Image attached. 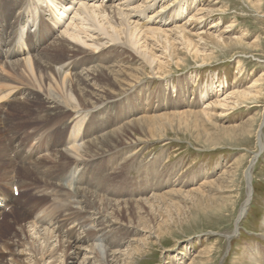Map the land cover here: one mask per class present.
Wrapping results in <instances>:
<instances>
[{"label": "rangeland", "instance_id": "obj_1", "mask_svg": "<svg viewBox=\"0 0 264 264\" xmlns=\"http://www.w3.org/2000/svg\"><path fill=\"white\" fill-rule=\"evenodd\" d=\"M52 2H57L48 1L54 8ZM86 3L94 4L93 6L111 5L114 9L130 11L129 21L132 24L138 23L143 29L153 27L167 30L171 32V38H179V32L175 28L185 25L187 30L184 33L189 35L193 45L188 46L181 39L174 40L173 59L160 55L161 47L154 46L152 50L157 52L163 68L157 72L156 69L147 67L144 74L140 73L143 63L138 65V62L133 63L131 59L146 61L142 55L137 54L136 46L127 41L123 31L119 34L120 37L111 39L100 30L86 27L94 33L87 38V42H97L96 48L95 45L83 46L76 42L80 49L74 47L51 52V49H47L48 43L59 35L68 38L62 31L69 28L72 17L80 22V16L75 17L74 10H70L58 26L55 25V15L42 4L39 10L44 15L45 26L50 25L53 29L52 38L41 45L37 44L35 48L33 39L28 43L30 37H24L26 43L23 47L29 51L25 56L29 57L20 59L36 56L44 62L47 56H59V60L65 61H72L73 58L75 63L70 65V79L76 85L73 75L79 73L78 76L85 82L77 86L81 89L80 94L87 93L91 97L97 90L105 89V95L111 101L108 108L101 105L93 109H98L99 112L100 126L96 134L85 130L86 118L90 113L85 117L77 138L79 146H85L89 140L107 132L101 127L106 115H118L111 123L114 129L141 115H164L187 110L199 111L203 108L213 115L204 120L183 115L180 120L175 118L176 120L171 121V125L162 118L165 125H162V134L158 139L131 132L123 145L97 155L99 158L83 156L86 166L80 163L75 167L66 157L55 162L41 159L38 165L46 169L43 173H38L35 168L27 167L40 157L34 156L37 148L29 144L35 140L41 149L45 145L43 155L68 149L69 146L62 148L59 143H53L50 148L48 143L52 138L61 140L67 137L70 126L65 122L72 113L66 110L53 114V111L48 110L47 103L13 102L12 100L26 93L21 91L25 86H17V97L0 103V188L4 196H11L13 178L18 188L12 194L16 198L13 211L0 207L3 211L0 213V263L9 264V258L17 256L11 255V252L21 248L18 241L20 234L24 238L23 232H18V226L26 219L30 220L35 209L44 206L53 213L50 222L60 218L67 202H57L56 198L61 197L59 194L64 188L62 184H54L52 181L58 183V176L74 171L73 179H80L76 183L79 184L78 189L89 193L91 200L96 197L94 209L98 210L99 207L108 218L116 216L118 219L115 217L112 220L116 221L115 229L106 227L95 240L80 245L78 243L81 251L79 261L73 264L82 263L84 253H88L90 249L88 244L91 243L97 245L103 256L104 248L109 246L116 252V258L129 259L130 263L126 264H264V122L261 123L264 112V0H86ZM19 11L16 9L13 17ZM179 11L181 14H178ZM193 15L195 18H192ZM115 17L120 18L117 15ZM99 18L102 19L100 16ZM36 21L38 23V18ZM85 23L84 21L83 24ZM102 23L111 32L104 20ZM143 23L146 25L142 26ZM28 27L32 32L36 28ZM10 31L0 21V42L6 46L12 45L9 52L15 53L21 46L15 44L18 34ZM29 46L32 47L34 56ZM70 53L77 54L75 56L78 58H87L89 63H84L83 66V60L70 57ZM10 59L14 58H0L4 61H0V65L9 64L12 62ZM96 65L100 67L93 73L96 74L101 69L106 71V75H97V79L87 80L84 70L93 71L92 66ZM108 66L114 72H109L106 69ZM134 68L137 69L135 75ZM87 74L92 76L91 72ZM119 82L125 85L128 82L124 90L118 87ZM243 90H249L252 94L248 93L247 98L236 96ZM218 101L227 104L219 106L215 103ZM54 125L57 127L52 132L48 131ZM40 137L42 140H36ZM13 153L29 164L13 161ZM148 164L153 165L154 170L160 174L158 177H148L145 185L142 182L147 177H142V172ZM107 174L108 177H105ZM52 185L61 187L55 188L53 193L56 198L51 201L49 195L39 191L45 188L50 191ZM175 189L184 192L183 196L176 194L172 197L176 202L169 198L160 201V198L153 197H156V193H168ZM188 189L191 191H187ZM247 193L250 201L244 213L239 216V208ZM77 196L68 197L69 204L73 205L75 202L74 206L78 207L77 201H83V197L80 199ZM129 199H137L141 208L135 209L137 205L134 201L133 204H125L124 201ZM153 202L160 206L157 211ZM127 206L132 207L129 208L131 213L129 210H122ZM88 215L90 213H86ZM138 215L142 218L140 221ZM66 223L64 228L72 226V223ZM95 223L89 221L86 227H94ZM50 227L48 228L53 229V225ZM25 257L26 255L21 254L18 258L23 260ZM86 261L85 264H94L91 256Z\"/></svg>", "mask_w": 264, "mask_h": 264}, {"label": "bare ground", "instance_id": "obj_2", "mask_svg": "<svg viewBox=\"0 0 264 264\" xmlns=\"http://www.w3.org/2000/svg\"><path fill=\"white\" fill-rule=\"evenodd\" d=\"M48 1L49 0H0V21H1V23L6 24L9 27L13 34H15V35H16V33L18 34V39L15 41V44H19L21 46L15 51V53H10L9 51L11 50L12 45L6 46L0 42V58H4V57L7 58L10 56V58H14L13 60H15V61H13L10 59V61H12V62H10L9 64L6 63L3 66L0 65L2 67L1 71H0V103L2 104L8 98H12L15 96L17 97L16 94H17L18 89H19V88H17V86H25L21 89L22 92H26L25 95L12 100L13 102L18 101V103H19V101H22V102L28 103V104L31 102H36L38 104L47 103L48 110L53 111L54 112L53 114L65 112L66 110L71 111L72 114L70 115V118L68 119L67 122H65L66 125L70 126V133L67 134V137H66L67 139L62 138L61 140H56V139L52 138V141H49L50 143H48V144H50V148H51L53 143L61 144L62 148H65L68 146H69V148L66 150H57L54 153L43 155L42 152L43 151L45 152V148H44L45 145H43L42 149H41V146L39 145V143L34 140L31 144H29V146H34L35 148H37V151L36 150H35L36 152L34 151L35 152L34 156L35 157L40 156V157H38L37 160H34L31 165H28L29 164L28 161L27 162L23 161L21 159V156H16V154L13 153L12 154V156L14 158L13 161H15L16 163L26 164V165H28L27 167H30V168H35L38 173H43V170L46 169V168L44 169V166L38 165V163H39L38 161L41 159H49V160H52L53 162H55V161H60V159L62 157H66V158H69L70 161H72V163H74L75 167L78 166L80 163H84V165L86 166L87 163L85 162V160H83V156H85V157L86 156L87 157L96 156V158H99L97 155L100 156L102 153H104L106 151L110 152V150H112L114 148L116 149L119 145H123L122 143H124L125 140L128 139L129 134L131 132H133V133L139 132L141 134L142 133L147 134L150 138L157 137V139H158L160 137V135L162 134V130H163L162 125L164 124L163 122L165 120L167 121V124L171 125L172 124L171 121H174L176 119L180 120L181 116H183V115L184 116L190 115V116H193L195 119H201V120L208 119L211 117V115H213V114H209L208 109H204V108L199 110V111H188L187 110L188 112L187 111H184V112L180 111L178 113L177 112H170L169 114L167 113L164 115L157 114V113H156L157 115L152 114L151 116L150 115L149 116L141 115L138 118H133L128 123H126L122 126H119V128H116V129L112 128L111 123H112L113 119L115 118V116H118V115H116V114L106 115L105 119H103V123H102L103 125L101 127L106 129L107 132L105 131L106 133L101 135L100 137L96 136V138L94 137L93 140H91V141L89 140L87 143H85V146H79L77 144V138L79 137V134H80L81 125L84 124L83 121H84L85 117L90 113L88 119L86 118L87 123L85 122V124H86L87 129H85V130H88V131L90 130L91 132L96 134L98 129H99V126H100L99 125L100 121L98 120L99 112H97L98 109L97 110H93V109L98 108L101 105H104V107L108 108L109 107L108 105H110L111 101L107 97V95H105L107 93V92H104L105 89H104V91L101 89H100L101 91L97 90V92L92 94L91 97L89 96L90 98L87 96V93L80 94L81 89H78L77 86H79L85 82L81 77L78 76L79 73L74 74V75L72 74L73 76H75L76 85H75V83L72 82V79H70V76H71L70 71H72V70H70L71 69L70 65L75 63V61H73V58H72V61H71V59L69 61H65L62 59L59 60V56L55 57L52 55L53 57L47 56L46 60H44V62H43L40 58H36V56L33 55L34 52L32 51V47L29 46L31 54L34 57H30V58H26V59H22V60L20 59V58H24V57H29V56H25L26 54L29 53V51L26 49V47H23L26 43L24 37H30V40L28 43L32 42V39H33V41L35 42V48H36L37 44L41 45L42 43L47 41L49 38H52L53 29L50 27V25H46V26H48V28L50 27L51 30H49L45 26L44 15L39 10L40 8H42V4H45L52 11V13L55 15V17H56L55 18V20H56L55 25H58V26L61 24L64 16L66 17L67 13L70 12V10H74L73 15L75 17L78 16V18H79V16H80V22L78 21L80 24L77 21L73 20V17L71 16L72 19H70L71 22L69 21V25L72 26V28H70V26H69V28H64V30L62 31L68 36V38L64 37V35L63 36L59 35L53 41L48 43L47 49H51V52L52 51H55V52L65 51L66 50L65 48L74 49V47L80 49L78 46V44H80V43H82L83 46L84 45H95L94 48H96L98 46L97 42L92 41V40H91V43L87 42V38L92 37L94 33L90 32L86 27L93 28L94 30H100L99 32H101V33L104 32L103 34H107L108 36L106 35V37H109V36L112 37L111 39H113L114 37L118 38L121 31H123L126 34L127 41L130 42L132 45L136 46L135 50H136V52H138L137 54L142 55L144 60L146 61V63H145L143 60H142L143 61L142 62L136 58H135V60L131 59V61L133 63L138 62V65L143 63V66L141 67V72L140 71L139 72L141 74H144L143 72H144L145 68H147V67H151V70L156 69L157 72L162 70V68H163L162 63H161V59L157 55V52L152 50L153 48H155L154 46H160L161 47V51H159L160 55L163 54V55H165V57H167L169 59H173V56L175 54L174 53V47H173L174 46L173 45L174 40H178V39L184 40L187 42L188 46L191 45L193 41L191 40L189 35H186L184 33L187 30L185 25L184 26H178L175 28L179 32V38H178V36L171 38V36H170L171 32H167V30L160 29V28H153V27H146V28L144 27L145 29H143L138 23L132 24L129 21V19H130L129 16H130L131 12L130 11L127 12V10H126V12H124L123 10H121V8L114 9L113 7H111V5L110 6H106V5L93 6L94 4L93 5L87 4L86 0H58V1L56 0L57 3L52 2L54 4V8H53L52 6H50L48 4ZM75 3L76 4L80 3V4L76 7ZM162 5H164V4H162ZM16 9H18L20 11H19L18 15L13 17V13ZM37 10H38V14H37ZM56 11H57V13H56ZM179 13H180V11L178 12V14ZM116 15L120 16V18L117 17L118 19H116V17H115ZM34 16H35V19H34ZM99 16L102 17V19H100ZM11 17H13V18L11 19ZM37 18H38V23L36 21ZM192 18H195V16L193 15ZM198 18H200V17H198ZM103 20L105 21V23L108 24L109 28L111 29V32L108 31V27H105L106 25L104 26V23H102ZM84 21L86 22L85 25L83 24ZM28 25L29 26H36L35 30L33 32L30 31L29 30L30 27H28ZM67 25H68V23H67ZM143 25H146V24L143 23L142 26ZM37 29H38V31H37ZM124 30H126V31H124ZM27 33H28V35L25 36V34H27ZM1 34L2 33H0V35ZM61 35H62V33H61ZM150 38H152L153 40L148 41V39H150ZM72 40H74V41H72ZM98 40L100 41V39H98ZM107 40H109V39H107ZM120 40H121V38H120ZM140 40H142V42H140ZM76 42H78V44ZM115 43H116V41H115ZM127 45L129 46V44H127ZM83 46H81V47H83ZM2 47H4V48L2 49ZM94 50H93V52H94ZM75 53H74V55L70 53L72 56L71 55H69V56L70 57L74 56L75 59L81 58V57L78 58V56H75V55H77ZM16 59H20V60H16ZM80 60H83L82 62L80 61L82 63V65L84 63H85V65L87 63H89L87 61V58L86 59L81 58ZM0 61L4 62L3 60H0ZM152 64H154L153 67H152ZM58 65H60V66L58 67ZM69 66H70V68H69ZM98 67H100V66H98V65L92 66L91 70H93V71L84 70L87 80L90 78L94 80V79H97V77L100 75H104V74L106 75V71H102L101 69L97 70L96 74L93 73L94 71H96V68H98ZM106 69L109 70V72H111V73L114 72V70H112L113 68L111 69L109 66L106 67ZM117 70H120V69H117ZM139 70H140V68H139ZM136 71H137V69H135L134 75L137 74ZM90 72L92 73V76H89L87 74ZM116 73H118V72H116ZM119 75H120V72H119ZM113 76H114V74H113ZM119 84L120 85H118V87H120L122 90H124L126 88L125 86L128 84V82L126 83V85H125V83L121 84L120 82H119ZM111 85H112V83H111ZM248 93H250V95L252 94L251 91H249V90H243V91L238 92L236 96H239L241 98H247L246 95ZM19 94H20V92H19ZM223 99H224V97H223ZM215 103L218 104L219 106L227 104V103L225 104L222 101H218ZM162 118H164V121H162ZM100 120H101V118H100ZM120 120H118V121H120ZM262 121L264 122V112L262 114L261 123H262ZM187 123H188V121H187ZM129 124H131V125L128 127ZM55 127H57V125H54L48 131L52 132V130H54ZM164 131H165V129H164ZM37 139L42 140V137L36 138V140ZM65 139H66V141H65ZM127 147H129V146H127ZM122 148H125V147H122ZM122 148L120 150H122ZM51 152H52V150H51ZM96 158H95V160H96ZM90 161L92 162V159ZM130 161H132V160H130ZM27 167H25V168H27ZM153 167H154L153 165L148 164L147 167H144L145 169H143V172L141 171L143 174L142 177H144V178L147 177L142 182L145 185H146L149 178L154 177V176L158 177L160 174L159 172L154 170ZM73 174H74V171H72L70 174H65V175L62 174L61 176H58L57 177L58 183L55 180H54V182L52 181V183H54V184H62L63 185L62 187L64 188V191L59 194L61 197L56 198V195L53 193L55 188L61 187V186L52 185L53 187L50 191H48L47 188H45L43 191H39V192H42V194L49 195L51 201L54 198H56L57 202H60V200H65L67 202L66 207H64L65 211L62 214H60V218L54 220L53 222H50V218L53 216L52 215L53 213H51L50 211H47L46 207L40 206L31 213L32 215H31L30 220L26 219L25 221L20 223V225L18 226V232H23L24 238L22 237V234H20V237H18V241H19V244L21 245L20 246L21 248L16 250V252H14V251L11 252V255L15 254L17 256L10 257L9 258L10 259L9 264H73L75 261L78 260L80 252H81L80 246H78V243L80 245V244L89 242L90 240H95V237H97L106 227H107V229H115L114 225H115L116 221L114 222L112 220L116 219L117 217L115 216L116 217L115 218L112 215L113 219L108 218L107 216H105L102 213V211H100L101 209L99 210V207H97L99 211L95 210L94 209V199L96 197L91 200L90 199L91 196L89 197V195H88L89 193L87 194L86 191H83V192H82V190L80 191V189H78L79 184L76 185V183L78 181H80V179L77 178L76 180H74ZM115 174L117 175V173H115ZM118 174H120V172H118ZM110 176L111 175H109V177ZM105 177H108V174L105 175ZM14 179L15 178H13L12 182L10 181L11 184H13L12 186H10L12 194H13V191L18 190V188L16 187V183H15ZM9 180H10V176L8 178V181ZM74 181H75V183H74ZM73 183L75 185L73 186L74 188L72 189L71 187H72ZM75 188H77V189H75ZM121 190H123V189H121ZM89 191H92V190H89ZM187 191H191V190L188 189ZM198 191H200V190L198 189ZM182 193H184V192H182V190H176L175 189V190H171L168 193H166V192L159 193V194L156 193V197L155 196H153V197L154 198H160L159 199L160 201H161V199L165 200L168 198L171 201L172 200L175 201V199H172V197L176 196V194L182 195ZM12 194H11V196H9V195L4 196L2 194V191L0 188V207H1V209L5 207L10 212L13 211V209L15 208L14 202H15L16 198ZM17 195L18 196L20 195V191L18 192ZM74 196L81 197L80 199H82V197H83V199H82L83 201H81V200L77 201L78 207H76L77 205L74 206L75 202H73V205L69 204V202H68V197H74ZM164 200H163V203H164ZM133 201L137 205V208H135V209L138 210V207H140V206L137 202V199L133 200ZM133 201L129 199L128 201H124V203L129 205V204H133ZM139 201H140V199H139ZM142 201H144V200H142ZM249 201H250V195L247 193L245 200L243 201L241 207L239 208V216L244 213L245 208L248 205ZM107 203H108V201H107ZM115 203H116V201H115ZM147 203H149V202H147ZM153 203H155V202H153ZM153 203H151V204H153ZM155 205H156L155 211H157L158 210L157 207L159 208L160 206H159V204L157 205V203H155ZM101 206H100V208H101ZM130 207L127 206L125 209L122 208V210H125L124 212H126L128 210L130 211V209H129ZM122 210H121V214H123ZM1 212H3V211L0 210V213ZM116 212H117V210H116ZM131 212L132 211H130L129 213H131ZM158 212H160V211H158ZM86 213L87 214L90 213V216L89 215L86 216ZM108 214H113V213H108ZM137 214H136V217H137ZM127 215H126V217H127ZM129 216L131 217L132 215L129 214ZM101 217H102V219H101ZM138 217H139V221H140L142 218L139 215H138ZM89 221L96 222L95 226L94 227H86V225ZM66 222L72 223V226L69 228H64L65 225L67 224ZM37 224H39V225L37 226ZM46 224H48L47 225L48 227L53 225V229H50L51 227L48 228L46 226ZM31 228H33L35 230H33ZM15 237L17 238V236H15ZM103 240L104 239L102 238V241ZM96 246L97 245L93 244V243H91L90 245L88 244V247L90 249L86 248V250L89 249V251L86 254L84 253V257L82 258L83 259L82 263H80V264H85L87 262L86 260H88L90 256L93 258L94 264H96V263L97 264H126V263H130L129 259L127 261L126 259L120 260V259L116 258L115 257L116 255H114V253H116V252L112 251L109 246H108V248L107 247L104 248L105 247V245H104V247H103L105 249L104 256L102 255L103 253L102 254L99 253V250L97 249ZM18 248H19V246H18ZM21 254L26 255V257L23 260H20L18 258L19 255H21ZM100 255H102V257ZM128 258H129V256H128ZM93 261H92V263H93ZM0 264H5V263L2 262ZM87 264H91V263L88 262Z\"/></svg>", "mask_w": 264, "mask_h": 264}]
</instances>
